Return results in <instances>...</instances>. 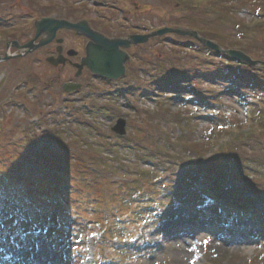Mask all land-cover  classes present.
Segmentation results:
<instances>
[{
	"label": "rangeland",
	"instance_id": "374dc122",
	"mask_svg": "<svg viewBox=\"0 0 264 264\" xmlns=\"http://www.w3.org/2000/svg\"><path fill=\"white\" fill-rule=\"evenodd\" d=\"M78 1L80 0H37L34 7L37 11L39 8H46L56 16H69L67 14L72 11L70 8L74 9L73 6L76 8ZM115 1L129 10L133 9V3L138 5V8L144 11L143 22L146 31L164 25L171 26L175 23L172 21L181 18L179 4L168 5L160 0H113L109 1L110 3L85 0L83 7L87 17L112 18L113 30H118L121 25L127 26L133 21L128 18L127 23L120 19V14L115 9L117 4ZM259 8L261 12L257 15L252 10V4H242L233 7L234 13L228 14L226 18L221 17L216 22L203 18L196 23L218 29L221 39L227 41L226 44L231 46L234 44L235 48L240 49L245 44L253 43L255 39L264 41V30L256 26V22H264V0L261 1ZM21 13H26L23 7L18 5L14 7L11 2L6 3V16L2 18L4 21L0 26L2 34L0 51L4 49L5 40L12 32L8 25L15 22V16ZM34 15L37 17L38 12ZM233 18L240 22L234 25L237 33L231 28ZM32 20L33 18L27 17L25 25L30 26ZM200 29L202 28L196 30L203 33ZM174 37V34H165L150 38L142 47V50H145L144 59L140 61L139 57L136 58V51L133 52L134 57L128 71L132 68L139 71L138 78L143 85L150 80V77L145 76L144 63H158L157 61L164 59L163 56L170 54H175V57H171L174 59L185 58L180 59L181 62L178 61L180 63L177 66L191 71L190 82L176 81L180 86L179 90L184 92L179 95L166 93L173 98L167 100L164 109L168 114L181 113L193 119L191 125L193 129L185 136L184 145L188 147L173 145V140L181 131L179 125L176 123L171 125L170 122L167 126L162 124L161 129L164 136L171 138V143H157L156 131L152 134L151 145L147 147L143 157H137L128 149L118 150L114 154L91 150V154L103 167L102 174L109 172L106 177H102V183H99L101 180L96 181V174L90 175L89 171L76 174L72 169L65 171L66 167L53 176L52 168L57 166L62 168V164L57 161L55 155L45 152L47 149L45 146L49 148V144L41 137L35 138L36 143L31 148L33 153L29 156V144L22 142L21 139L25 134L26 123L36 120V116L31 112L33 107L40 113L39 123L33 126V134L38 132L40 134L39 125L42 124L41 121L44 122V115L46 120H49L53 118L49 115L52 113H56L59 118L53 121V125L62 132L64 127L60 124L72 121L69 118L68 107L54 106L53 96L45 91H42L39 100L37 89L24 82L15 84V77L8 79L5 75L7 69L20 62L1 66L0 121L3 124L0 128V262L8 260L13 264H264V167L261 163L256 165V162H251L250 167L246 163L242 166L238 163L237 175L226 172L231 182L226 186L230 187L231 191L237 192L240 189L239 181L244 177H250L255 183H260L261 197L252 192L241 194L238 192L236 204H226L219 198L218 202L215 201L217 205L214 206L209 205V197L198 199L194 195H186L182 202L159 206L161 200L173 195L172 190L167 187L168 181L173 180L172 176L188 163L192 169L198 166L196 155L207 171V162L203 160L207 155L214 154L213 148L206 146L196 154L191 152L190 148L204 137L203 131L208 128L205 117L207 113L228 115L232 120L236 122L238 120V126L253 125L251 121H246L245 108L240 104V100L238 101L234 94L224 92H234L236 88L241 98L257 93L250 89V83L240 84V81L245 79L243 76L245 72L238 71L240 80L237 83L236 70L230 72L229 76L221 73L217 55L208 54L206 50L198 47L197 42L186 38L182 39L185 42L183 47L172 45ZM43 57L44 54L39 53L38 58L33 61L32 68L45 83L53 77L54 72L43 63ZM259 58L264 59V53ZM225 62L224 59V64ZM259 74L264 76V72ZM126 82V79L117 83L93 80L77 93L65 95L64 99L73 102L75 106L84 104L89 107L88 99L107 100L111 95L118 96L116 103L118 111L111 112L108 109L106 113L95 117L97 125L106 131L107 140L111 142L107 134L118 117L127 121V134L140 125L141 118L136 117L135 112L128 109L126 104L128 101L122 93L121 87ZM187 88H197L205 95L209 92L216 93V101L207 102L206 107L202 104L197 106L191 103L183 104L180 98H189L190 92H187ZM52 90L59 93L56 85ZM8 92L12 97L5 101ZM156 93L153 89L148 91L147 95L140 94L136 97L135 103L138 108L151 110L159 104L162 98L156 96ZM12 99L17 102L15 106H6L5 102L9 100L11 102ZM68 138L66 137V140ZM52 144L55 145L54 142ZM14 154L31 159L25 162L23 159L15 167L16 161L12 157ZM250 168L254 169L255 173H252ZM143 172L148 173L145 176L149 178L156 177L155 180L139 183L137 180L142 179ZM186 181L185 183L193 184L194 191L208 187L199 179L195 183H190L191 179ZM154 188L157 189L156 194L149 198L145 197ZM224 188L217 184L212 193L221 196L220 192H224L222 191ZM186 189L191 190L190 187ZM204 216L223 224L227 223L224 227L233 237L242 239L241 246L238 248L235 245L225 246L220 241V238L225 236L224 233L218 235L205 231L202 227L196 228L195 231L180 228V225L184 226L194 218L195 222L199 223L205 219Z\"/></svg>",
	"mask_w": 264,
	"mask_h": 264
},
{
	"label": "trees",
	"instance_id": "16d2710c",
	"mask_svg": "<svg viewBox=\"0 0 264 264\" xmlns=\"http://www.w3.org/2000/svg\"><path fill=\"white\" fill-rule=\"evenodd\" d=\"M160 1L168 5H171L172 3L180 5L179 10L181 12V18L172 22H175L176 24L186 25L190 28L199 29V27H201L202 29L200 30H203V33H201L203 36L218 41L224 47H234V44L231 46L229 44H226V40L221 39V33L218 29L198 25L196 22L202 21L203 18L214 20L216 22V20H220L221 17L226 18L228 17V14L234 13L232 9L233 7H238L239 5L248 3L252 4V10L255 14L258 15L261 12L259 7L262 0ZM30 5L33 4L30 2ZM67 10L69 11V9ZM35 12L45 14L48 11L46 10V8H39L38 11L35 9L34 13ZM81 13L82 12L78 11L77 9H73L70 12V14L74 16H78ZM1 14L2 12L0 10V16ZM206 14L209 15L206 16ZM232 21L233 24H231V28L235 33H237L234 25L236 22L238 24H240V22L235 18H233ZM256 26L259 29H262V31L264 30L263 21H260L258 23L256 22ZM182 39L185 38L175 35L174 39H172V45L183 47L185 42H183ZM186 39L192 40L191 38ZM263 44L264 41L262 39H255L253 43L245 44V46L240 49L247 54L258 58L262 53H264L262 52L264 50ZM198 47L206 50L208 54L213 53L218 56V66L223 75L229 76L230 72L233 73L232 71L236 70L235 81H237V83L240 80L238 79V71L245 72L243 73L245 79L241 80L240 84H245L247 82L250 83V89L257 93L254 96H250L249 94L247 95V97L242 98L240 95H238V89L236 88L234 92L224 93H228L231 95L234 94L236 99L238 98V101L240 100V104L245 108V112L247 113L246 121H251L253 125H251L250 127H248L249 125L238 126V120L236 122L232 120V118L228 115L215 112L207 113L205 117L208 122V128L203 131L204 137H202L200 142H197L190 147L192 148L191 152H193L194 154H196V152L198 151L201 152L202 148L206 146H211L213 148L214 154L211 153V155L209 154L210 156L207 155L205 160H203L207 162V171L205 170L204 164H202L200 158L196 155L198 166L195 169H192L193 167L190 163H188L186 166H182V170L178 171L176 175L172 176L173 180L168 181L167 187L172 190L173 195L167 199L161 200L159 202V206L161 207L164 205L167 206L182 202L184 200V196L186 195H194V197L198 199H204L208 197L220 198L229 205H231V203L236 204L238 202V192L239 194L243 192H252L261 197V195L259 194L261 191L260 183H255L250 179V177H244L241 181H239L240 189L237 190V192L231 191L230 187L226 186L227 184L231 183L227 178L226 172L238 174V163L240 166H242L243 163H246L247 166L250 167L252 166L251 162H256V165L257 163H261V165L264 167V76H261L259 74L260 72H264V70L261 68L248 67L242 63L232 61L229 57L223 54L212 52L211 50L202 47L200 44H198ZM171 57H175V54L163 56L164 59L157 61L158 63H144L145 76L150 77V80L143 85L140 84L141 80L138 78L139 71L135 69L133 70V68L129 71L126 77L127 82L121 87L122 93H124L123 96L126 101H128L126 102V104L128 105V109L133 110L136 117L141 118L140 125L138 124L137 127L131 130L125 137H116L109 132L107 135L111 138V142H108L107 140V136L105 134L106 131L101 130L97 125L95 117L99 114L106 113L108 109L111 110V112L118 111V107L116 106L118 96L111 95L107 98V100L88 99V101H90V106L87 107L84 104H82L81 106H75L73 102L67 101L64 98L61 99L59 97L60 95L50 92L49 94H51L55 100L53 105L67 106L69 118L72 121H67L66 123L62 122L60 125L64 128L61 132L57 129L56 125H53V121L59 119L57 114H49L53 116V118L49 120H46L44 115V122H42L40 119L42 123L41 125H39L42 128L40 134L39 132L33 134V126L34 124L36 125L39 123L40 117V113H38L37 109L33 107L31 112L37 117V120L35 123H26L25 134L21 139L22 142L29 144V156H31L33 153L31 148L36 143L35 138L40 139L41 137L42 139L47 140L49 144V148L45 146L47 148L45 152L50 155H55L57 161L59 160L62 164V168H60L59 166L52 168L51 173L53 176L59 171H62L63 167H66L65 171L72 169L76 174H83L87 173L88 171L90 175L96 174V181L99 182L102 177H106L109 172H106L104 174L105 176L102 174L101 171L104 172L103 167L96 160V157L91 154V150H97V152L108 151L109 154H114L117 153L118 150L128 149L137 157H143L145 150L149 145H151L150 139L152 138V134L154 132L157 131V133H155V139H157V143H171V138L166 135L164 136V131L161 129L162 124H165L167 126V124H169L170 122L171 125L173 123L179 125L181 131L180 135H178L176 139L173 140V145L185 146V136L193 129L191 128V125H193V119L181 113H174L173 115L168 114L167 110L165 109L167 100L173 98V96L170 94L179 95L181 92H184L183 90H179L180 86H178L176 81L182 80L183 82L187 81V83H189L191 71L186 68H182L181 66L180 68L177 66V64L185 58L181 59L180 57H176L174 59ZM224 59L226 60L225 64ZM12 63L17 64L19 62L12 61ZM5 75L8 79L15 77V84L24 82L32 86L33 89L38 88L41 84L39 76L34 73L32 67H30L26 61H22L15 66L9 67ZM153 89L157 92L156 96L162 98L161 102L155 105L151 110L139 109L137 104L135 103L136 97H138L140 94L147 95L148 91L150 92ZM187 89V92H190V94H188L189 98H180V100L184 102L183 104L191 103L193 106L202 104L203 107H206V105H208L207 102L216 101V93L212 94L211 92H209L207 93V95H205L201 94L200 90L197 88ZM166 93L170 94L167 95ZM10 97L12 96H10V92H8V95L4 98V100L6 101ZM18 97L21 98V96ZM41 97L42 93L41 91H39L38 99L40 100ZM5 103L6 106H15L17 102L12 99L11 102L9 100ZM1 106L2 104L0 103V107ZM152 122L155 124H153ZM2 124L3 123L0 121V128ZM250 128H252V130H250ZM66 137L69 138L66 140ZM52 141L55 143V145L52 144ZM99 156L101 155L99 154ZM12 157L16 161L15 167L18 165V162H22L23 159L24 162L30 161L31 159L25 157L23 158L19 154H14L12 155ZM102 162H104V160ZM253 172L255 173L254 169H252V173ZM147 174L148 173L145 172V174L141 177L142 179L137 181L139 183H142L143 181L151 182L155 180L156 177L149 178L148 176H145ZM150 175H153L152 172H150ZM187 179H191L190 183H195L199 179L201 180V182L206 183L208 187L202 190L194 191L195 189L193 187V184L185 183ZM99 183H102V180ZM217 184H219V186L225 187L224 189H222V191L224 192H220V195L222 197L219 195H215L216 193H212V189H215ZM188 187L191 188L190 191H187L186 188ZM156 192L157 189L154 188L145 197H152L156 194Z\"/></svg>",
	"mask_w": 264,
	"mask_h": 264
},
{
	"label": "water",
	"instance_id": "95a60500",
	"mask_svg": "<svg viewBox=\"0 0 264 264\" xmlns=\"http://www.w3.org/2000/svg\"><path fill=\"white\" fill-rule=\"evenodd\" d=\"M34 27V37L28 42L21 45L16 41L8 42L7 51L3 57H0V61L24 56L27 53L50 43L57 30L69 29L76 34L84 35L88 39L85 46L86 56L82 59V64H86L92 73L109 80H116L124 75V64L130 60V57L123 48L126 49L130 47L131 44L144 43L150 37L162 35L164 33H174L180 36L192 37L204 47L225 54L236 61L243 62L251 67L264 68V60L252 58L240 49L223 48L213 40L201 36L196 30L183 27H162L149 34L130 35L127 39L108 38L101 33L92 30L85 20L71 22L66 19L48 16L35 20ZM38 38L39 40L36 42ZM56 42L60 43L61 40L58 39ZM11 45L16 47L19 51L18 54H9L8 51ZM60 57V51L58 50L57 58L47 57L45 61L55 66L58 64ZM76 88H79V85L71 83L61 85V89L65 92H70ZM125 126L126 120L120 117L116 120L110 130L119 136H123L126 134Z\"/></svg>",
	"mask_w": 264,
	"mask_h": 264
},
{
	"label": "flooded vegetation",
	"instance_id": "af4514ba",
	"mask_svg": "<svg viewBox=\"0 0 264 264\" xmlns=\"http://www.w3.org/2000/svg\"><path fill=\"white\" fill-rule=\"evenodd\" d=\"M11 2V4L18 5L19 7H23L26 11L24 13L19 14L20 20L25 21V19L29 16L30 12H33V7L29 5V2L19 1V0H4L0 2V10L2 12L0 17V22H3L2 18L6 16V3ZM116 2V1H115ZM22 3V4H20ZM116 8L120 14V19L122 21L129 22L128 18H131L132 24L127 26L121 25L118 30H113L112 24L114 20L112 18H104L101 17L97 19L95 17H87V13L79 14L76 19L70 18L72 21L86 20L92 30H95L106 37L109 38H128L129 35L132 34H144L145 33V25H144V11L138 8V5L135 3L132 4L133 9L129 10L123 7L120 2H116ZM111 8L112 5H111ZM17 18V17H16ZM15 18V19H16ZM68 19V18H67ZM34 24L30 26L23 25L20 29L15 30V33L11 35V38L7 39L4 44V49L0 51V55H3L6 51V43L8 41L14 40L19 44H23L34 37ZM60 39L61 43L58 45L56 40ZM87 38L83 35L75 34L73 31L60 29L56 31L54 39L47 45L35 50L34 52L26 55L22 59H28V64L33 65V61L38 58V54H44L42 59L43 63H45V58L48 56L57 57L58 50L60 51L61 60L58 61V64L55 66L48 65L45 63L48 68L53 70V77L48 79L46 86H54L56 85L58 89H60V85L64 83H74L80 84V88L75 91L68 93L66 95H72L77 93L86 87L91 81H100L102 83L106 82V79L98 77L90 72L89 68L86 65H81L82 59L85 57V45L87 43ZM145 44H137L132 45L130 48L126 50V52L132 57L133 52L136 49L139 50V60L142 61L144 59L143 55H145V50H142V47ZM10 52H15L14 48H11ZM134 57V56H133ZM19 59V58H16ZM81 65V66H80ZM131 65L130 63L125 64V71L129 69ZM80 66V67H79ZM62 92V91H61ZM63 93V92H62ZM65 94V93H63Z\"/></svg>",
	"mask_w": 264,
	"mask_h": 264
},
{
	"label": "bare ground",
	"instance_id": "6f19581e",
	"mask_svg": "<svg viewBox=\"0 0 264 264\" xmlns=\"http://www.w3.org/2000/svg\"><path fill=\"white\" fill-rule=\"evenodd\" d=\"M220 241H222L225 246H227V245H235L237 248L240 247L241 244L243 243L242 242V239H240V240H238V239H236V240H226V239H222ZM29 264H33V263H29Z\"/></svg>",
	"mask_w": 264,
	"mask_h": 264
},
{
	"label": "snow or ice",
	"instance_id": "6c2138e0",
	"mask_svg": "<svg viewBox=\"0 0 264 264\" xmlns=\"http://www.w3.org/2000/svg\"><path fill=\"white\" fill-rule=\"evenodd\" d=\"M206 242V241H205Z\"/></svg>",
	"mask_w": 264,
	"mask_h": 264
}]
</instances>
